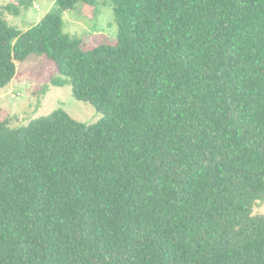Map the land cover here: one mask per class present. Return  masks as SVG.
<instances>
[{"label": "trees", "instance_id": "16d2710c", "mask_svg": "<svg viewBox=\"0 0 264 264\" xmlns=\"http://www.w3.org/2000/svg\"><path fill=\"white\" fill-rule=\"evenodd\" d=\"M56 5L0 15V88L43 54L103 116L0 108V264H264V0ZM101 5L116 38L66 31Z\"/></svg>", "mask_w": 264, "mask_h": 264}, {"label": "rangeland", "instance_id": "374dc122", "mask_svg": "<svg viewBox=\"0 0 264 264\" xmlns=\"http://www.w3.org/2000/svg\"><path fill=\"white\" fill-rule=\"evenodd\" d=\"M26 3L25 0H1L0 15L10 25L25 31L57 7L56 0H34L29 8H26ZM101 7L98 20L91 23L79 21L69 13H64L66 31L79 35L86 41L91 40L94 33L116 38L118 25L113 9L104 5ZM46 65L45 55H31L28 60L17 63L15 78L7 86L0 88V108L13 116L12 126L27 125L34 118L59 108L82 122L95 123L100 120L102 113L92 104L78 100L73 95L71 85H51L46 93L43 92L51 75L50 72H45ZM255 212L264 213V203L256 207Z\"/></svg>", "mask_w": 264, "mask_h": 264}]
</instances>
